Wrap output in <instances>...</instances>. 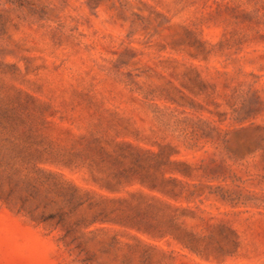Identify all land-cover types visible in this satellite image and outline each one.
<instances>
[{
    "label": "rangeland",
    "instance_id": "rangeland-1",
    "mask_svg": "<svg viewBox=\"0 0 264 264\" xmlns=\"http://www.w3.org/2000/svg\"><path fill=\"white\" fill-rule=\"evenodd\" d=\"M0 264H264V0H0Z\"/></svg>",
    "mask_w": 264,
    "mask_h": 264
},
{
    "label": "trees",
    "instance_id": "trees-1",
    "mask_svg": "<svg viewBox=\"0 0 264 264\" xmlns=\"http://www.w3.org/2000/svg\"><path fill=\"white\" fill-rule=\"evenodd\" d=\"M113 176V180H114ZM112 180H108L109 184H112ZM91 205V204H89ZM111 213H114L116 215V217L119 219L120 223H124L126 225H130L131 227H135L138 230H142V231H147L145 230V228H142L144 222L143 220V214L140 213V211H136L132 208H128V209H118V210H114ZM172 218L168 220L169 223H172ZM152 229H156V227L152 228Z\"/></svg>",
    "mask_w": 264,
    "mask_h": 264
}]
</instances>
